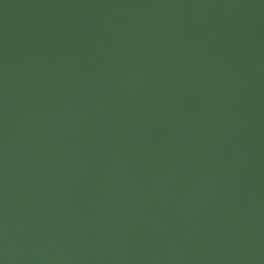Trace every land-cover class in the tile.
<instances>
[{
  "label": "water",
  "instance_id": "1",
  "mask_svg": "<svg viewBox=\"0 0 264 264\" xmlns=\"http://www.w3.org/2000/svg\"><path fill=\"white\" fill-rule=\"evenodd\" d=\"M0 264H264V0H0Z\"/></svg>",
  "mask_w": 264,
  "mask_h": 264
}]
</instances>
